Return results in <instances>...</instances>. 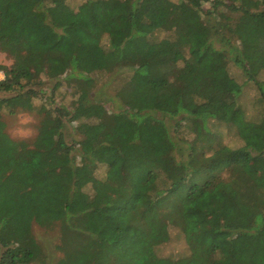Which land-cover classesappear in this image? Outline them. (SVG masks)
<instances>
[{"label": "trees", "instance_id": "obj_1", "mask_svg": "<svg viewBox=\"0 0 264 264\" xmlns=\"http://www.w3.org/2000/svg\"><path fill=\"white\" fill-rule=\"evenodd\" d=\"M66 3L0 0V264H50L35 225L55 264H264V0ZM44 78L75 102L36 106Z\"/></svg>", "mask_w": 264, "mask_h": 264}, {"label": "rangeland", "instance_id": "obj_2", "mask_svg": "<svg viewBox=\"0 0 264 264\" xmlns=\"http://www.w3.org/2000/svg\"><path fill=\"white\" fill-rule=\"evenodd\" d=\"M84 0H67L66 5L70 7L72 10H77L78 7L83 3ZM211 3H209L210 5ZM208 5V6H209ZM208 6H205V9H207ZM226 9L224 7H221L218 10V13L223 14L226 13ZM204 21H207L208 18L206 16H203ZM164 34H160L159 36L162 37ZM12 64V60L7 57L6 54L0 53V65H6L10 66ZM5 78L4 73H0V80H3ZM44 80H46L44 78ZM53 83H50L46 80V86L44 88L45 94L40 96L35 100L36 106L40 107L43 104L47 107L51 106H69L71 103L75 102L77 99V92L74 90V87L63 84L59 87L58 90L53 91L52 90ZM108 92L110 94H113L111 90L108 88ZM249 96L251 97H257L256 92L254 91L253 87L248 88L246 90ZM5 93H0L1 97H6ZM248 96V97H249ZM112 108L118 109L121 107L120 102H116L114 104H111ZM37 111H25L20 112L15 116L6 115L4 117V121L7 123V131L16 138H25V139H32L36 133H37V125L39 123V114H37ZM219 130L222 131L221 134V143L225 145H230L232 147H237L240 145V141L238 138H235L231 135H228L225 131V128L220 126ZM69 141L72 139L75 141L77 140L78 136L73 133L72 126L69 127L67 130ZM221 133V132H220ZM71 142V141H70ZM34 233L36 238L44 245L45 250L49 254L50 258V264H55L56 259L60 257V253L56 250L54 247L57 243V232H48L44 229L40 228L39 226L35 225L34 227ZM158 252L161 257L164 258H177L181 256L182 254H185L188 252V248L185 245L184 238L180 234V232L174 230L171 231V239L167 244H163L158 247Z\"/></svg>", "mask_w": 264, "mask_h": 264}]
</instances>
